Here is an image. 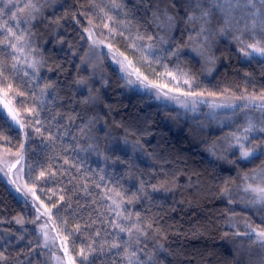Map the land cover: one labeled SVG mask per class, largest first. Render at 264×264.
<instances>
[{"label": "trees", "instance_id": "1", "mask_svg": "<svg viewBox=\"0 0 264 264\" xmlns=\"http://www.w3.org/2000/svg\"><path fill=\"white\" fill-rule=\"evenodd\" d=\"M39 4L42 10L36 19L21 25L30 31L29 44L35 51L25 50L18 69L31 72L24 57L42 60L41 80L54 81L58 87L54 92L50 90L44 105L36 101L43 109L38 116L41 124L26 127V178L52 210L57 231L66 241L68 253L76 264L82 259L79 250H87L90 241L110 239L108 234L113 229L109 227V220L114 218V211L109 206L113 200L133 214L139 212L149 221L155 219L157 225L154 226L161 229L162 235L149 230L143 256L146 261L152 257L148 264H254L249 250L252 241L236 235L238 228L231 224L233 214L238 220H244L245 214L239 209L232 211L229 201L232 191L243 185L245 174L252 175L264 166V157L248 162L234 160L233 167L214 161L207 149L214 135L209 137L197 132L192 124L179 125L183 121L178 114L160 106L154 101V94L153 97L127 87L125 78L106 57H103V65L108 76L107 87L94 103H83L89 92L74 83L81 76L89 78L91 83L89 71L83 68L91 46L88 32L84 30L88 28L100 42L111 45L128 58L142 77H147L146 83L163 87L162 91L167 94L175 90L203 92L204 97L259 94L264 90V60L244 58L239 51L240 42L221 39L226 40L217 45V69L210 78L190 50L197 37L209 39L211 34L223 36L225 32L234 38L242 35L247 39L245 31L227 30L224 17L213 10L207 30L197 36L199 24H187L185 10L181 7L187 0H172L176 6L174 12L184 20H178L175 28L167 33V43L157 42V50L149 53L146 48L140 50L141 44L147 41L134 40L135 29L129 30L117 22L124 17L111 8V0H39ZM127 4L131 7V0H127ZM101 9L115 19L109 22ZM143 15L141 7L137 19ZM6 19L7 15L0 18V23ZM8 23L15 28L14 21L8 20ZM104 23L124 34L110 33L103 27ZM140 24L143 25L141 32L146 28L150 35H166L144 20H140ZM4 39L5 33L0 29V40ZM133 42L136 48L131 46ZM177 48V55L169 54V49L176 51ZM10 52V48L0 44V60L4 61L5 74L12 78ZM26 79L15 76L14 88L19 86L28 94L34 90L39 97V87L34 83L23 84ZM185 80L191 83L185 84ZM94 86L92 93L97 92ZM22 99L27 98L19 97L13 104L19 110L20 119L32 125L35 117L20 107ZM27 106H33L31 99H27ZM56 113L61 115L53 119ZM69 115L75 120L69 122ZM89 121L92 123L81 133L79 128ZM34 127H41L42 134L35 133ZM44 129H50L57 138L49 140L48 131ZM5 136L7 140L3 139ZM23 142L20 130L9 129L0 120L1 145L17 150ZM49 170L53 175L47 174ZM41 171L46 172L43 178L39 175ZM141 183L148 198L127 204L133 193L142 196L138 192ZM161 184L168 191H152V185ZM225 184L231 190L228 195L222 192ZM26 209L0 172V252L5 257L0 264H47L40 254L43 244L37 231L30 227L21 231L15 222ZM249 219L254 227L264 228L261 220ZM97 231L99 237L95 235ZM8 234L13 237L7 238ZM158 245H163V250ZM95 264H107V257L97 258ZM117 264L123 262L117 260Z\"/></svg>", "mask_w": 264, "mask_h": 264}, {"label": "snow or ice", "instance_id": "2", "mask_svg": "<svg viewBox=\"0 0 264 264\" xmlns=\"http://www.w3.org/2000/svg\"><path fill=\"white\" fill-rule=\"evenodd\" d=\"M0 3H3V7H0V18L7 15V19L4 20L3 23H0V29H3L5 33V39L0 40V44L11 49V52L8 53V55L12 60L10 69L13 73L12 78H10L9 75H6L4 61L0 60V104L3 105V107H0V120H3L9 129L19 131L25 127H33L34 125L41 124L38 116L39 111L43 109L36 105V101H39V105H44L45 101L51 94L50 90L54 92L58 85L54 81L43 82L41 80L39 73L40 66L43 64L42 60H37L35 58L28 60L27 57H24V63L26 64L27 69H31V72L24 69H18L21 56H23L25 50L35 51V49L30 48V31L27 27H21V25L30 24L36 19V15L41 13L42 5L39 4V0H0ZM141 7H143L144 15L137 19V12ZM175 7V4H172V0H131V7L128 6L127 0H111V8L118 10L124 17L123 20L117 22L124 25V27L129 30L135 29L136 34L134 40L141 42L147 41L146 44H141L140 50L144 51L146 48L149 53H153L157 50V42L160 45L167 43V33H170L175 28L178 20H184V18L179 17L178 14L174 12ZM181 7L185 10L187 24L193 26L199 24L197 36L203 35L207 30L206 25L210 22L209 18L213 14V10L224 15L226 24L235 13H243L244 15L241 18L244 19L247 17L250 21V23L245 24V28L250 33L252 42L246 43L237 37L242 45L239 51L249 60L257 57L264 60V0H187V4H181ZM13 9L15 10L13 11ZM101 12H104V10L101 9ZM104 15L109 22H112L115 19L113 16L108 15L107 12H104ZM8 20L15 22V28L9 25ZM140 20H144L145 24L155 26L158 32L163 31L166 35H150L146 28L141 32L143 25L140 24ZM76 22L79 23V21ZM88 23L92 24V20L88 19ZM103 27L107 28L110 33L115 32L119 35L124 34L123 32H117V30L111 28L109 23H104ZM84 30L88 32L89 38H91V30L88 28H85ZM257 30L261 39H256ZM189 39L191 40L192 37L190 36ZM204 39L207 40V37L205 36ZM95 43H97V41L93 40V44ZM131 46L133 48L137 47L135 42H133ZM108 47L111 48V45H108ZM178 52V48L176 51L169 49V54L171 55H177ZM116 62L121 65V69L126 72L128 76L135 74L138 80L141 79L138 69L129 71V69L132 68L131 61L125 63V60H117ZM15 76L27 77L28 79L22 81L23 84L34 83L39 87V97L36 96L34 90L28 94L19 86L14 88L13 78H15ZM143 79L146 81L147 77H144ZM128 82L134 83L132 80H129ZM41 83L43 84L42 87L40 86ZM74 83L77 86L87 89L89 92V96L83 101V103L89 104L95 102L96 97L91 95L92 89L89 84V78L81 76L75 79ZM184 83L190 84L191 82L185 80ZM145 86L147 87V84ZM246 91L247 89H245V92ZM184 95L203 96L204 93L186 92ZM209 95H215V93H209ZM19 97H26L33 101L32 107L27 106V99L19 101L20 107L23 111L30 114L31 117H35L32 125H26L21 119H19V110L13 104V101ZM52 98L55 99V96ZM236 99L242 100L244 103L239 106L228 104L213 105V107L231 108L233 114H235L236 111L251 110L253 112H258L259 117L258 121L253 120L246 111V122L241 126L239 134L233 132L230 135L228 138V148L236 149L238 151V158L243 160H254L264 157V90L259 94L253 92L250 95L236 97ZM5 109H7V111H5ZM59 115L61 114L56 113L52 118L56 119V116ZM67 119L69 122H72L75 120V117L69 115ZM91 123L92 121H89L84 127L79 128V131L84 133L85 128H88ZM61 127H64V125H61ZM44 130L48 131L47 138L49 140H55L57 138L53 136L50 129ZM34 132L42 134V128L34 127ZM64 134L67 135V128H65ZM27 135L28 133H24L25 137H27ZM72 138L75 139V137ZM3 139L7 140L8 138L5 136ZM19 147L21 151H17L16 153V164H19L20 160L23 159L21 154L23 144ZM213 154L215 153L213 152ZM65 163H67V161H65ZM12 166L14 167L15 165ZM47 174L53 175L50 170ZM39 175L43 178L46 175V172L41 171ZM260 175L264 178V168L260 170ZM101 179H103V177H101ZM248 179V175L245 174L244 180L247 181ZM12 183H15V181H12ZM97 187H99V185H97ZM151 188L153 192L161 190L168 191L163 184L160 186L152 185ZM230 191V188L225 184L222 192L225 195H228ZM242 191L251 194V199L248 201L249 205L259 206L261 209H264V186H253L251 183H246ZM138 192L142 193V196H137L133 193L127 200V204H132L135 200L141 198H148L143 183H141ZM117 194L119 195V193ZM60 199L63 200L64 197L61 196ZM121 203H124V201L122 200ZM109 207L110 210L114 211V218L109 220V227L113 229V231L108 234L110 239L105 238L100 242L92 240L87 244V250L81 248L79 250V256L82 258L80 264H95V260L101 256L107 257V264H117V260L122 261L123 264H148V262L152 260V257L149 256L146 261L143 259V256L146 255L145 248L147 245L145 241L149 236V230L155 235H162L161 229L158 226H154L157 225L156 220L152 219L149 221L142 217L139 212L133 214L126 208L121 207V204H118L115 200L112 201V206ZM38 218L39 217H37V219ZM15 222L21 225L24 223L21 218H17ZM261 223L264 224V218H262ZM79 227L80 226L77 225V230H79ZM246 228L248 231L243 233L237 231L236 235L247 236L252 243L259 244L260 247L264 248V228H261L259 225L254 227L250 223L246 224ZM41 231L43 232V229H41ZM95 235L99 237L100 233L97 231ZM20 239H23V237H20ZM43 246L45 248L49 246L47 233H44ZM158 247L163 250V245H158ZM109 253L112 255L108 256ZM65 255H67V249H65ZM89 256L92 257V260H89ZM3 259H5L4 253L0 252V260ZM57 260L59 261L60 258L57 257ZM68 264H76L75 259L69 257Z\"/></svg>", "mask_w": 264, "mask_h": 264}, {"label": "rangeland", "instance_id": "3", "mask_svg": "<svg viewBox=\"0 0 264 264\" xmlns=\"http://www.w3.org/2000/svg\"><path fill=\"white\" fill-rule=\"evenodd\" d=\"M221 15L224 17L222 13ZM243 15L244 14L241 12L235 13L227 23V30H236V33H239L240 29H243L247 39L243 38L244 36L242 35V37L240 36L241 38L239 35L238 37L240 40L250 43L252 42V38L248 30L245 28V24L250 23V21L247 17L242 19L241 17ZM243 30H241V33ZM211 35L212 36L209 39L207 38V40L197 37L190 49L192 54L203 64L206 76L208 78H210L217 69L215 58L217 45L226 39L232 42H240V40L227 35L225 32L223 33V36H217L215 34ZM222 38L226 39L221 40ZM248 38H251V40H248ZM89 39L91 46L83 62V68L89 71L90 84L92 85L91 88L94 85H98L97 88L94 86L97 92H91L92 96L98 98L100 92H102V90L107 87L108 76L103 65V57H106L125 78L127 87L135 92H142L151 96L154 94V101H156L164 109L174 111L178 114V118L180 117L181 121H183L179 122V125L182 123L192 124L197 132L199 131L209 137L210 135H214V138L207 147L209 156L214 161L219 162L221 165L230 167H233L234 160L243 162L251 161L238 158V151L236 149L228 148V138L233 132H237L239 134L241 126L246 122V111L249 113L251 118L256 121H258L259 113L253 112L251 110H242L236 111L235 114H233V110L231 108L213 107V105H242L244 101L236 99V97L239 96L233 94H224L215 97H204L200 95H184V93L177 92L176 90L167 94V92L162 91L163 87L154 86L153 83L150 82L146 83L140 72L141 79L139 80L135 74L128 76L127 73L121 69V65L116 62L117 60H125V63H127L129 61L128 58H126L121 52L114 49L112 46L109 48V44L103 41L100 42L93 32L92 37ZM256 39H261L258 30ZM93 40L97 41V43L93 44ZM133 69L137 68H134L132 65V68L129 69V71H132ZM129 80L134 81V83H129ZM146 84L147 87L145 86ZM0 107H3V105L0 104ZM5 111H7V109H5ZM20 131L23 134L24 142L21 153L23 159L20 160L19 164H16L15 162L17 160L16 153L17 151H21L20 148L17 150H12L6 145L0 144V172L2 177L13 194L27 207L25 213L18 217L24 221L23 225L18 224V228H20L21 231H24L30 227L33 231H37V234L40 237L43 245L44 233H47L49 246L47 248L42 246V250L40 252L44 262L47 264H68L69 257H71L68 253V245L57 231L52 216V210L41 200L37 189L30 185L26 178L24 152L26 146V137L24 136V133H26V127ZM213 152L215 154H213ZM12 165L15 166L13 167ZM262 168H264V166L258 168L255 172H253L252 175H249V179L247 181L244 180L243 185L236 188L230 194L231 202L229 203L233 209L232 211L239 209L243 214H245V217H243L244 220L236 219L234 214L231 216V224L235 228H238L237 231H239V229L241 232L248 231L246 224H251L249 217L257 220H262V218H264V209H261L259 206L249 205L248 201L251 199V194L242 191L246 183H251L253 186H264V178H262L260 175V170ZM12 181H15V183H12ZM37 217L39 218L37 219ZM41 229H43V232ZM8 237L13 236L8 234L7 238ZM65 249H67V255H65ZM249 250L251 260L254 261V264H264V248L260 247L259 244L253 243V245H250ZM57 257L60 258L59 261L57 260Z\"/></svg>", "mask_w": 264, "mask_h": 264}]
</instances>
